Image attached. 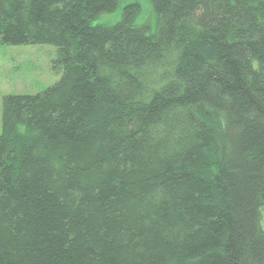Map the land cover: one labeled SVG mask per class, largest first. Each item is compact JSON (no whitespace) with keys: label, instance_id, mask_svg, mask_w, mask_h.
<instances>
[{"label":"trees","instance_id":"16d2710c","mask_svg":"<svg viewBox=\"0 0 264 264\" xmlns=\"http://www.w3.org/2000/svg\"><path fill=\"white\" fill-rule=\"evenodd\" d=\"M0 0V45L57 48L8 94L0 264H264V0Z\"/></svg>","mask_w":264,"mask_h":264},{"label":"rangeland","instance_id":"374dc122","mask_svg":"<svg viewBox=\"0 0 264 264\" xmlns=\"http://www.w3.org/2000/svg\"><path fill=\"white\" fill-rule=\"evenodd\" d=\"M138 2L141 11L138 22L155 20L151 0H120L116 10L99 15L94 23L113 24L121 19L125 5ZM55 45H0V133L2 131V103L8 94H35L53 85L61 76Z\"/></svg>","mask_w":264,"mask_h":264}]
</instances>
